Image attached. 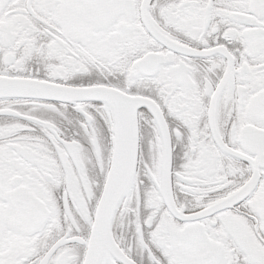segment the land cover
<instances>
[{"label":"snow or ice","instance_id":"obj_1","mask_svg":"<svg viewBox=\"0 0 264 264\" xmlns=\"http://www.w3.org/2000/svg\"><path fill=\"white\" fill-rule=\"evenodd\" d=\"M0 264H264V0H0Z\"/></svg>","mask_w":264,"mask_h":264}]
</instances>
